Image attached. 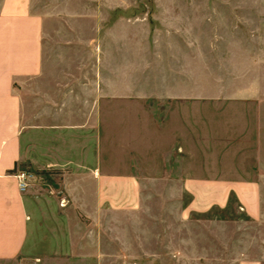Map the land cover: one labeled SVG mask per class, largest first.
<instances>
[{
  "label": "crops",
  "instance_id": "crops-1",
  "mask_svg": "<svg viewBox=\"0 0 264 264\" xmlns=\"http://www.w3.org/2000/svg\"><path fill=\"white\" fill-rule=\"evenodd\" d=\"M50 215L73 264H264V0H0V261Z\"/></svg>",
  "mask_w": 264,
  "mask_h": 264
},
{
  "label": "rangeland",
  "instance_id": "rangeland-1",
  "mask_svg": "<svg viewBox=\"0 0 264 264\" xmlns=\"http://www.w3.org/2000/svg\"><path fill=\"white\" fill-rule=\"evenodd\" d=\"M149 1V0H148ZM159 2H166V0H158ZM178 4L181 3L182 0H171ZM180 2V3H179ZM162 4V3H160ZM165 4V3H163ZM143 10H147L148 8L145 7V5L142 7ZM159 11L166 10L167 8L165 6H160ZM192 73V86H191V94L192 95H198V94H219L223 93L224 91H229V87H216L214 85H207L200 87L197 84L194 83L193 79L199 78V70L197 66H192L191 68ZM216 74V69L214 66L208 67L206 70V79H213ZM195 80V79H194ZM36 178L32 179L31 183L34 185H37L39 193L40 194H47L50 195L49 192L45 191L44 189H39L40 187L48 188L49 187L57 189V177L51 176L56 175V171H43V173L38 172L36 173ZM230 207H235V202L232 200V203L230 204ZM57 216V215H56ZM58 217V216H57ZM223 217H231L230 214L223 215ZM47 232H46V240H44L37 249V252L35 254H32L31 256H24L19 257L14 260L10 261H0V264H73L69 257H67L70 252H68L67 247H64V240L63 236L65 235L64 232L58 230V221H55L54 216L50 215V219H47ZM58 235H59V241H58ZM65 248V249H64ZM66 250V251H65ZM84 264V263H82Z\"/></svg>",
  "mask_w": 264,
  "mask_h": 264
},
{
  "label": "built area",
  "instance_id": "built-area-1",
  "mask_svg": "<svg viewBox=\"0 0 264 264\" xmlns=\"http://www.w3.org/2000/svg\"><path fill=\"white\" fill-rule=\"evenodd\" d=\"M28 178H29V175H28V174L21 173L20 175H18V179H19V181H20V189H21V191H23V192H24V191L28 188V186H29V184H28V182H27Z\"/></svg>",
  "mask_w": 264,
  "mask_h": 264
}]
</instances>
